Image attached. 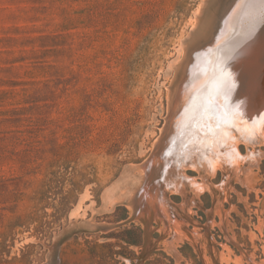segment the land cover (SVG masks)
<instances>
[{
	"label": "rangeland",
	"instance_id": "obj_1",
	"mask_svg": "<svg viewBox=\"0 0 264 264\" xmlns=\"http://www.w3.org/2000/svg\"><path fill=\"white\" fill-rule=\"evenodd\" d=\"M224 1L0 0V264H264V119L149 155Z\"/></svg>",
	"mask_w": 264,
	"mask_h": 264
},
{
	"label": "bare ground",
	"instance_id": "obj_2",
	"mask_svg": "<svg viewBox=\"0 0 264 264\" xmlns=\"http://www.w3.org/2000/svg\"><path fill=\"white\" fill-rule=\"evenodd\" d=\"M224 2H226L225 7H223L222 4H220L221 7L219 5L220 12H219V16L216 19L212 18L213 13L210 12L202 20V26L200 29L201 32H203L201 36L202 39L200 42L201 43L200 46L202 47L199 49V51L195 53L184 54L182 61L178 63L177 71L175 73L177 74V76L175 80H173L172 82V88L167 100L168 101L167 110H166L167 114L164 117L165 125L160 128V137L156 138L152 151L149 154L151 159L152 158L154 159L153 154H157L163 157L164 152H166L167 154L172 153L178 157L182 156L181 157L182 162H185L186 164L188 163V165H191L195 168L199 166L201 162L203 163V161L207 157H209V160H211L210 158L211 156L209 153L210 150H207V148H209L207 146L211 147V145L212 146L217 145L218 144L216 143L217 136L221 139V142L223 141L225 148V149L223 148L224 149L223 151H227L228 147L233 143L232 139H230L229 137L231 136L230 134L235 128L239 130L237 131L239 132L238 134H243L244 132L251 130L248 124V120H250L251 118L250 117L249 119L246 118V114H247L246 112L250 111V115L254 114V117L258 121L264 119V111L261 112L262 110H264V0H225ZM228 3H232V4L228 5ZM228 7H230L231 9H228ZM252 119L254 120V118ZM261 129L262 128H260V131ZM238 134L236 133V137ZM246 146L249 145H247L246 143ZM234 150L235 149H233V151H230L229 153L230 154L231 152L235 153L237 149L235 151ZM245 151H247V149H245ZM235 156L237 157L236 153ZM245 156L248 157L247 154ZM147 159L148 162L150 158ZM169 160H171V158H169ZM232 161L234 163V160ZM173 164H175L174 161ZM172 165L171 167H173ZM205 169L207 170L208 168ZM227 170L228 169L226 168V171ZM139 172L141 173V174L139 173L140 175L143 174L141 170H139ZM206 175L207 174H204L203 177ZM136 177L139 176L137 175ZM137 182L139 183V181ZM137 182L135 184L132 183V185L133 184L137 185ZM143 182L144 181H142V184ZM149 188L148 191L151 190V189L149 190ZM168 191L169 190L165 192ZM165 192L164 194H166ZM189 193H191V191ZM222 196H224V194ZM166 197H168V195ZM183 197L182 199H184ZM140 201L141 200H139V202ZM152 201L154 200L152 199ZM131 217L134 218L133 216ZM169 228L171 227H168V229ZM169 231L172 232V230ZM170 232L168 234L169 236L171 234ZM150 238L151 237H149V239ZM55 244L56 243H54V246Z\"/></svg>",
	"mask_w": 264,
	"mask_h": 264
}]
</instances>
